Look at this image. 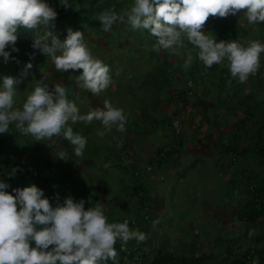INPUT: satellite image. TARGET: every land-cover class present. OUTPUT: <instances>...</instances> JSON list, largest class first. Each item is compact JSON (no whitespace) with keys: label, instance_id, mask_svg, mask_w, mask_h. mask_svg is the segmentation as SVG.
<instances>
[{"label":"rangeland","instance_id":"rangeland-1","mask_svg":"<svg viewBox=\"0 0 264 264\" xmlns=\"http://www.w3.org/2000/svg\"><path fill=\"white\" fill-rule=\"evenodd\" d=\"M123 9L126 8L121 6L120 10ZM244 11L241 9L219 20L208 34L217 39L264 43V21L249 24ZM53 26L60 39L66 35L64 27L81 30L92 55L109 66L110 83L99 94L79 89L76 75L82 69L58 71L46 56L47 61L18 85L17 103L21 104L35 80L44 76L50 86L62 83L68 98L76 102L82 113L103 107L105 99L122 108L127 117L125 130L120 132L113 127L99 136L97 130H103L99 121L72 125L74 131H80L87 138L82 157L74 156L72 145L63 137L44 142L24 136L20 152H14L16 158H22L19 164L31 166L37 173L45 171L53 177L64 176V187H59L61 194L67 189L65 196L83 198L87 206H95L99 201L111 222L137 220L138 226L129 227L145 234L136 243L144 241V250L150 256L164 248L173 254L203 255L212 264H229L236 256L241 258L248 250L253 252L263 246L264 239L257 240L263 227L248 228L239 211L251 196L243 191L245 185L248 182L250 188L256 185L251 180L252 167L259 172L257 182L262 184L264 166L257 157L244 158L240 153L226 152L225 148L239 143L235 131L243 136L241 153L248 147L250 137L256 136L264 111V53L257 72L233 86L226 60L203 70V73L209 72L206 82L187 74L192 64L184 68L180 56L161 49V54L167 52L173 62L169 73H174L177 81L152 84L146 79L156 69H141L145 64L140 58V61L131 58L125 48L118 47L119 42L131 39L121 35L109 41L82 24L66 22L61 28L54 20ZM188 43L185 40L182 51L192 48ZM140 53L144 61L145 48ZM3 66L6 68L0 69V74L15 75L13 66ZM187 77L196 82L191 81L197 91L188 94L181 91ZM247 95L251 100L247 101ZM248 104L257 110L253 118H246ZM192 105L202 117L196 119V126L185 122L187 115L181 117L178 113L189 114ZM176 117L181 119L178 127L174 125ZM244 118L247 121H242ZM59 150L66 152V159L56 156ZM80 187L87 188L88 193L81 192ZM65 196L52 203L61 202ZM124 246L130 249L127 244ZM258 259L255 256L248 264H256ZM139 264H151V257Z\"/></svg>","mask_w":264,"mask_h":264},{"label":"clouds","instance_id":"clouds-1","mask_svg":"<svg viewBox=\"0 0 264 264\" xmlns=\"http://www.w3.org/2000/svg\"><path fill=\"white\" fill-rule=\"evenodd\" d=\"M59 2L72 7L71 0ZM241 9L249 24L264 21V0H132L121 12L104 9L97 16L106 31L117 22L133 30L146 29L155 37L153 47L180 56L184 68L193 63V51L205 67L226 60L231 77L243 83L259 69L264 43L217 39L203 30L210 15L226 17ZM57 15L48 0H0V58L4 62L16 59L11 53L18 51V32L30 30L34 50L46 55L58 71L82 69L76 75L78 88L99 94L110 83L109 66L92 55L81 30L68 27L60 39L52 30ZM185 40L192 49L182 51ZM32 67L29 59L19 75L0 74V133L11 131L14 125L36 141L63 137L72 145L74 156L82 157L87 138L72 125L99 121L103 126L97 130L99 136L113 127L125 130L127 117L122 108L105 99L103 107L82 113L62 83L50 86L44 76L35 80L18 104V85ZM56 156L66 159V152L59 150ZM16 171L13 167L9 175ZM9 187L0 179V264H107L109 260L119 264L117 240L145 238L143 232L129 227L127 219L109 222L99 201L85 207L83 198L69 195L53 204L35 183L11 191Z\"/></svg>","mask_w":264,"mask_h":264},{"label":"trees","instance_id":"trees-1","mask_svg":"<svg viewBox=\"0 0 264 264\" xmlns=\"http://www.w3.org/2000/svg\"><path fill=\"white\" fill-rule=\"evenodd\" d=\"M48 2L50 6L56 9L58 15L55 17V21L60 24L61 28L64 27L66 22L76 25L82 24L85 29H92L98 34L103 35L104 39L109 41L120 38L121 35H124L125 37L131 39L125 42H119L118 47L122 46L123 48H125L128 55H131V58L134 57L137 60L140 58L141 62L145 64V67L141 69H149L150 67L156 69L150 71L151 73L148 77L149 79H146L150 83L156 84L164 82L165 84H171L172 82L175 83L177 81L176 75H174V73H169L170 68L173 67V62L170 61L168 53L166 52L161 54V49L157 50L153 47L155 43V37L152 36L146 29L133 30L129 25L122 22L114 23L111 30L106 31L103 29L102 24L98 19L97 13L104 9H112L114 11L121 12L122 10H120V7L122 6L128 8L132 0H71L72 7L67 8L61 5L59 0H48ZM221 19L225 20V17L210 15L204 24L203 30L208 32V30ZM54 27L55 26H53V28ZM66 29L67 27H64L63 31ZM62 32L60 33L61 38H63ZM135 38H138V40L132 42V39ZM32 39L33 35L30 30L21 29L18 32V38L15 42L18 51L11 53V55L16 59H10L9 61L4 62L3 59L0 58V69L5 67L3 66L4 64L6 66H13L15 68V75H19L20 69L29 59L32 60L33 64L32 69L29 71V75L31 74V72H33L34 69H39L44 64V62L47 61L45 60L46 55L39 53L37 50H34L31 47ZM240 42L244 43L243 41ZM188 44L190 48H193L190 43ZM143 48H145L146 52V54L144 55V61L142 60L143 55L140 53L141 49ZM34 51H36L35 56H31L30 54ZM192 54L194 57L192 67H190L192 71H187V74L190 75L191 78L197 76L198 78H201L202 81L207 82L209 72L205 71L203 73V70L207 67H205L203 64L200 65L197 59H195V51H193ZM17 60L19 61V63H17ZM147 62H149L148 65ZM150 64L153 66H149ZM211 67H215V64H213ZM222 73H225L224 69L222 70ZM111 74L113 75V73ZM29 75L27 77H29ZM222 78L226 79L224 75H222ZM186 80L187 81H185L184 87L182 88L183 90L181 89V91L187 94L192 93V90H196L193 86L196 84V82H194L193 79H189L188 77L186 78ZM232 80L233 86H236L239 83L234 78ZM188 81H193L195 84H186L188 83ZM172 85L170 86L169 90H171ZM175 94L177 95V92ZM251 98L252 97L247 95V101L251 100ZM245 103L246 101L244 102V104ZM245 110L246 118L255 117L257 110H255L252 104H248ZM246 118L242 119V121H247ZM11 127V131L2 134L0 133V179L5 180L9 184L10 187L8 188V191H11L14 187H23L27 184L35 183L38 187L44 190V194L50 199L51 203L53 201H57L60 196L62 197L67 195V189L65 194H61L59 190V187L63 186L62 182L66 179L64 176L60 178L53 177L50 172L45 171L37 173L35 169H31V166L27 167L23 163L19 164V159L22 160V158H16L18 156H15V153L20 152L21 140L23 139L24 135L15 130L14 125ZM256 132V136L250 137L249 145L245 149L244 153H241L242 149L240 148V142L242 141L243 136H240L235 131V135L240 138L239 143L235 144L231 148L224 147L226 149V152L228 151L234 154L240 153L241 157L244 158H246L247 155L257 157L258 162L264 166V111L262 112L261 122L260 125H258ZM247 133H249V131L246 132V137ZM13 167H16L17 171L14 175H9ZM252 169L254 171V175L251 180L255 181L256 185H253L251 188L249 187V182L247 183V186L245 185L243 191L247 192L251 196L240 207L239 217L247 222L248 228L263 227V230H261V234H259V237H257V240L260 241L264 239V182L262 184L257 182V179L259 178V172H257L253 167ZM80 190L83 193H88L89 191L85 187H80ZM62 201L63 198H61V202ZM85 207L88 206L85 204ZM107 219L109 222H111L109 217ZM128 222L129 226H138L137 220H128ZM136 242V239H131L126 243L117 240L114 246L117 249V259L119 264H127V261L130 262L129 264H139L140 262H143V260L150 257L151 264H212L203 255H196L193 253L190 255L173 254L164 248H160L153 256H150V254H148V252L144 250V241H142V243L140 244H137ZM125 244L130 246V249L127 250V248H123L122 246ZM138 252H140V257L138 259H135V254H137ZM232 253L233 252L231 251V254ZM255 256L259 257L256 264H264V245L259 248H255L253 252L248 250L241 258L236 256L235 259L229 264H248V260H253ZM107 264H113V262L109 260Z\"/></svg>","mask_w":264,"mask_h":264},{"label":"crops","instance_id":"crops-1","mask_svg":"<svg viewBox=\"0 0 264 264\" xmlns=\"http://www.w3.org/2000/svg\"><path fill=\"white\" fill-rule=\"evenodd\" d=\"M174 93V92H173ZM176 93V92H175ZM168 103V102H167ZM171 103H174V102H171ZM166 104V103H165ZM192 112H190L189 114H187L186 112H184V113H181V112H178L179 114H180V116L181 117H183V116H185L186 117V115H187V117H186V119H185V122H190V124L192 125V126H196V124H198V121L196 120V119H201L202 117H201V115H198V111H196V109L194 108V106L192 105ZM177 110V109H176ZM195 121H197V122H195ZM216 123H218V122H216ZM214 126H219V124H214Z\"/></svg>","mask_w":264,"mask_h":264},{"label":"built area","instance_id":"built-area-1","mask_svg":"<svg viewBox=\"0 0 264 264\" xmlns=\"http://www.w3.org/2000/svg\"><path fill=\"white\" fill-rule=\"evenodd\" d=\"M190 84H191V82H190ZM180 123H181V119L179 117H176L174 119V125L176 127H178L180 125ZM122 247L126 249V247L124 245ZM139 257H140V252H138L137 254H135V259H138ZM126 263L129 264L130 262L127 261Z\"/></svg>","mask_w":264,"mask_h":264}]
</instances>
